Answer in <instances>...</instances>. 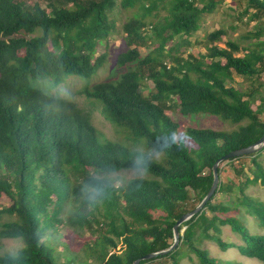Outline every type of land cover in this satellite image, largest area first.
Listing matches in <instances>:
<instances>
[{
  "label": "trees",
  "instance_id": "obj_1",
  "mask_svg": "<svg viewBox=\"0 0 264 264\" xmlns=\"http://www.w3.org/2000/svg\"><path fill=\"white\" fill-rule=\"evenodd\" d=\"M41 1L0 0V197L9 201L0 206V240L22 244L16 253H0V264H133L172 244L176 221L208 192L217 159L264 134V41L241 46L227 38L220 47L227 36L220 27L202 34L203 52L179 54L224 0ZM234 4L237 21L261 24L246 36H264V0ZM116 7L131 12L120 27V73L89 83L105 66L106 53L94 57L95 48L115 30ZM233 74L250 86H226ZM70 77L86 82L81 96L98 107L116 136L97 129L76 101L53 93ZM145 82L152 85L147 95ZM175 115L214 117L238 128L185 126ZM167 134L175 142L146 177L110 187L103 198L89 197V173L104 165L127 168L138 142L154 146ZM252 156L227 160L239 182L219 184L202 211L178 228L184 230L174 251L139 264H181L191 254L199 264H243L212 256L202 248L205 240L264 263V236L230 216L231 205L212 203L217 193L236 187L238 204L264 229V199L245 193L251 184L264 189V169L255 158L250 177L243 174ZM223 226L242 244L223 242Z\"/></svg>",
  "mask_w": 264,
  "mask_h": 264
},
{
  "label": "rangeland",
  "instance_id": "obj_2",
  "mask_svg": "<svg viewBox=\"0 0 264 264\" xmlns=\"http://www.w3.org/2000/svg\"><path fill=\"white\" fill-rule=\"evenodd\" d=\"M119 0H117V3ZM28 3L32 5L33 3H43L41 0H28ZM236 0H224V2L215 10L212 14L206 15L201 23V30L195 33L191 38L190 42L192 43L189 49L182 47L179 51V54L182 56H186L189 52L192 54H196L199 52H203V46L206 42L202 39L203 33H210L213 30H216L220 27L226 30L227 36L226 38H222V41L216 43L220 47H223L225 39H230L235 42H239L241 46H247L253 42L264 41V36L255 37L250 36L247 37L248 33L253 34L256 32L261 24L259 22L254 23H240L235 19L237 10L236 8ZM44 7V4H41ZM113 15L116 20L115 30L109 35L107 42L101 41L97 44L95 48V55L99 56L103 53H106V63L103 68H101L98 73L90 80L89 83H95L103 80H108L110 78L117 77L118 73H120V69L115 64V58L123 49V43L121 39L120 27L121 24L126 21L130 16V11H124L120 8L116 7L113 11ZM141 55L145 54V50L140 49ZM242 52L236 54L240 55ZM261 82H264V75H260ZM86 84L84 80H81L77 77H70L64 84L56 87L53 90V93L60 95L61 97H65L68 99H72L76 101L82 111L91 117L92 124L99 129L103 134L107 137H114L116 134L113 132V127L108 123V121L101 114L98 107L89 102L88 100H84V98L80 94L81 88ZM226 86L233 87L238 90H245L250 86V81L242 76L233 74L231 80L226 81ZM256 84V83H255ZM152 85L150 82H145L142 88V92L144 95H147L149 90H151ZM262 95L264 97V86L262 88ZM258 103V102H257ZM255 108V105L253 106ZM175 118L180 120L182 125H198L200 127H207L214 130H236L238 127L236 124H230L228 122H223L220 119L214 117H198V119L191 120L189 117L183 118L181 115H175ZM253 156L248 158L247 162L244 164L243 174L250 177V173L248 169L251 168L250 159L255 158L264 169V146L252 154ZM218 168H220V177L219 181L222 184L233 183L234 186L237 185L238 179L235 177L234 171L231 169V164L229 161H222ZM219 183V184H220ZM245 193L247 196L252 198H258L260 200L264 199V189L259 184H251L245 189ZM240 198V194L237 188H233V190L229 193H217L213 200V204L218 203H226L232 206L233 211L229 213L230 216H234L241 220L246 227L248 228L251 234L263 235L264 229H262L254 217H252L243 206L238 204L237 199ZM9 201L6 196L1 195L0 197V206H8ZM235 210V211H234ZM207 215L212 216L211 213L207 212ZM184 230V227H181V233ZM70 229H65L64 232H69ZM87 232L84 231V235L86 236ZM220 238L226 244H235L240 245L242 241L240 237L233 233L229 227L223 226L220 228ZM22 248V244L17 239H2L0 240V253L10 252L16 253L18 250ZM202 248L208 249L210 254L217 258H223L228 260H237L242 262L243 264H264L254 259H249L246 257H242L239 255L236 248H228L225 251H222L216 243L211 241H203ZM190 258H185L181 261V264H199L198 260L192 254Z\"/></svg>",
  "mask_w": 264,
  "mask_h": 264
},
{
  "label": "clouds",
  "instance_id": "obj_3",
  "mask_svg": "<svg viewBox=\"0 0 264 264\" xmlns=\"http://www.w3.org/2000/svg\"><path fill=\"white\" fill-rule=\"evenodd\" d=\"M174 142V134L159 137L154 146L140 141L132 150L127 168L104 165L94 169L89 173L90 185L86 189L89 197L100 199L107 195L110 187L126 186L143 179L149 174L151 164L162 159Z\"/></svg>",
  "mask_w": 264,
  "mask_h": 264
},
{
  "label": "water",
  "instance_id": "obj_4",
  "mask_svg": "<svg viewBox=\"0 0 264 264\" xmlns=\"http://www.w3.org/2000/svg\"><path fill=\"white\" fill-rule=\"evenodd\" d=\"M264 146V134L253 144L244 147V148H240L237 150H233L228 152L227 154L221 156L219 159L216 160V162L213 164L212 166V183L211 186L208 190V192L206 193V195L203 197V199L200 201V203L191 211L183 214L175 223L174 227H173V241L172 244L163 250L157 251V252H152V253H148L145 254L143 256H141L140 258L136 259L133 264H139L141 261H146V260H151L154 259L158 256L161 255H165L169 252L174 251V249L177 247V245L179 244V239H180V235L181 230L179 231L178 228L187 220H189L191 217L199 214L202 209L204 208L205 204L210 200V198L214 195V193L218 190L219 188V172H218V166L222 161L228 160V159H232L235 157H240V156H246V155H251L253 153H256L257 151H259L262 147Z\"/></svg>",
  "mask_w": 264,
  "mask_h": 264
}]
</instances>
